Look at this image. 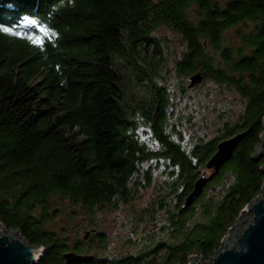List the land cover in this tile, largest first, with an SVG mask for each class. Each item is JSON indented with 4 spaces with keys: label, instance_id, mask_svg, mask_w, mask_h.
<instances>
[{
    "label": "trees",
    "instance_id": "obj_1",
    "mask_svg": "<svg viewBox=\"0 0 264 264\" xmlns=\"http://www.w3.org/2000/svg\"><path fill=\"white\" fill-rule=\"evenodd\" d=\"M158 28L181 43L171 61ZM170 67L185 80L182 93L200 74L196 89L210 80L236 96L234 120L213 139L184 145L169 115ZM263 120L264 0H0V224L43 249L38 264H66L68 253L93 257L81 264L210 261L264 188V162L254 157ZM240 134L186 207L217 145ZM154 186L130 225L137 232L158 216L161 238L90 255L93 243L109 250L92 214ZM61 203L84 216L72 236L59 224Z\"/></svg>",
    "mask_w": 264,
    "mask_h": 264
},
{
    "label": "rangeland",
    "instance_id": "obj_2",
    "mask_svg": "<svg viewBox=\"0 0 264 264\" xmlns=\"http://www.w3.org/2000/svg\"><path fill=\"white\" fill-rule=\"evenodd\" d=\"M155 34L159 35L158 37L160 40L162 39L161 42L164 43L163 48H167L168 51L166 58L171 61L177 56L179 49L181 48L179 38L166 28H158L155 31ZM168 70L169 75L166 76L165 74H162V76L165 77L166 91L169 94L170 120L174 119L181 122L182 127H178L177 125H174V127H177L176 130H179V128L182 129L179 131L180 135H182V141H184L185 146L190 147L194 139L197 137L206 138L207 140L213 139L216 130H218L225 121L230 122L234 120V114L237 111L238 102L233 93L216 86L210 80L197 89L196 87L200 84L190 89L189 92L182 93L180 90L182 86L185 88V80L182 85V80L177 77L171 67ZM126 89H128V87H126ZM132 89L136 94L141 93V88L136 85ZM142 94H144L143 91ZM153 163L154 161L149 164ZM149 164H143V170H145ZM158 171L160 172V169ZM204 171L205 178L212 176L214 173L213 170L207 169H203L201 172ZM159 175H161V172L158 173V176ZM159 181L160 180L157 182ZM154 188L155 186L152 188L148 187L141 191L139 190V195L136 198H133L128 205H119L117 208L108 207L104 211H98L95 215L92 214L97 229L109 236L107 247L109 250L105 254L102 252L101 248H99L97 243H93L92 250L89 252L90 255L99 258L108 255L109 253H112L113 255L128 253L132 241H134L135 244L137 243V248H140L139 246L144 247L142 243L144 235H154L153 237H155V239L161 238V233L158 228L159 222L156 220L158 216L155 218V221L147 220L140 224L137 232H132V227L130 225L132 224L131 222L135 220L133 214L141 212L147 205V202L155 197L153 191ZM60 206L64 208L62 215L65 214V216H60L59 224L68 227V233L72 236L77 232L75 229L82 225L84 216L79 212H75L74 216H72L71 212L66 214L65 210L74 211L72 208H65L68 206L67 203H61ZM55 207L56 204H54V208ZM246 217L249 218L250 214L246 213ZM241 219L242 216H239L240 221ZM54 225L56 228H60L57 223ZM222 244L223 243H221V245Z\"/></svg>",
    "mask_w": 264,
    "mask_h": 264
},
{
    "label": "water",
    "instance_id": "obj_3",
    "mask_svg": "<svg viewBox=\"0 0 264 264\" xmlns=\"http://www.w3.org/2000/svg\"><path fill=\"white\" fill-rule=\"evenodd\" d=\"M201 82L202 76L200 74L193 75L189 79L187 88L192 89ZM244 136L245 134H240L219 143L216 152L207 161L205 168L213 170L215 174L221 166L232 158L233 152ZM254 157L256 160L264 162V131L260 137V144L255 149ZM212 176L201 177L195 182L193 191L185 202L186 207L190 206L201 195L207 181ZM246 213L250 214L249 218L246 217ZM240 216H242L241 221L238 219L227 232L221 248L212 256L210 261L204 262L202 259H195L194 257L189 258L187 264H264V188L260 197L246 206ZM42 254V248L30 246L18 231L8 232L0 224V264H38ZM63 258L66 264L89 263L93 260V257L78 256L73 253L65 254Z\"/></svg>",
    "mask_w": 264,
    "mask_h": 264
},
{
    "label": "snow or ice",
    "instance_id": "obj_4",
    "mask_svg": "<svg viewBox=\"0 0 264 264\" xmlns=\"http://www.w3.org/2000/svg\"><path fill=\"white\" fill-rule=\"evenodd\" d=\"M28 23H29V24H35L36 21H35V20H29ZM2 30H3L4 32H6V33H9V34H15V33L13 32V30L10 29V28H8V27H4ZM31 39H32L33 41H35L36 43H42V41H38V40H36L35 37H32Z\"/></svg>",
    "mask_w": 264,
    "mask_h": 264
},
{
    "label": "built area",
    "instance_id": "obj_5",
    "mask_svg": "<svg viewBox=\"0 0 264 264\" xmlns=\"http://www.w3.org/2000/svg\"><path fill=\"white\" fill-rule=\"evenodd\" d=\"M192 258H194V257H192ZM195 259H199V258H195ZM186 264H187V262H186Z\"/></svg>",
    "mask_w": 264,
    "mask_h": 264
}]
</instances>
